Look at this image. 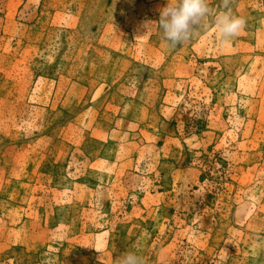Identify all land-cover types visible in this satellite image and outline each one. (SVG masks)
Wrapping results in <instances>:
<instances>
[{
    "label": "rangeland",
    "instance_id": "rangeland-1",
    "mask_svg": "<svg viewBox=\"0 0 264 264\" xmlns=\"http://www.w3.org/2000/svg\"><path fill=\"white\" fill-rule=\"evenodd\" d=\"M167 2L0 0V264H264V0Z\"/></svg>",
    "mask_w": 264,
    "mask_h": 264
},
{
    "label": "clouds",
    "instance_id": "clouds-1",
    "mask_svg": "<svg viewBox=\"0 0 264 264\" xmlns=\"http://www.w3.org/2000/svg\"><path fill=\"white\" fill-rule=\"evenodd\" d=\"M230 3L231 0H222L224 10L214 18L221 43L236 37L246 27L245 18L232 14ZM211 12L208 0H168L167 5L159 10V20H145L143 25L148 31L155 27L169 48L175 49L190 40L198 29L205 27ZM116 264H145V261L136 252H127Z\"/></svg>",
    "mask_w": 264,
    "mask_h": 264
}]
</instances>
